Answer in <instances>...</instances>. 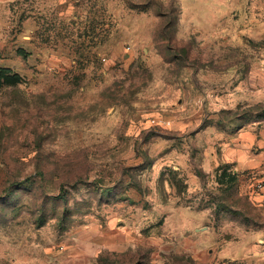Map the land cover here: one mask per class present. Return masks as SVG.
<instances>
[{
	"label": "rangeland",
	"instance_id": "1",
	"mask_svg": "<svg viewBox=\"0 0 264 264\" xmlns=\"http://www.w3.org/2000/svg\"><path fill=\"white\" fill-rule=\"evenodd\" d=\"M201 2L0 0V264H264V0Z\"/></svg>",
	"mask_w": 264,
	"mask_h": 264
},
{
	"label": "crops",
	"instance_id": "2",
	"mask_svg": "<svg viewBox=\"0 0 264 264\" xmlns=\"http://www.w3.org/2000/svg\"><path fill=\"white\" fill-rule=\"evenodd\" d=\"M206 4H203L201 2V7L203 6V10L200 12L201 14V20L203 25H207V23L211 26L213 24V17L214 20H218L219 11H226L224 14H227L229 9L231 7L228 6V0H204ZM231 4H233V8H240V3H242V0H230ZM229 7V8H228ZM215 12V13H214ZM199 15V16H200ZM215 15V16H214ZM187 19V17L184 16V11L182 8V14H181V21ZM216 22V21H215ZM194 24V23H193ZM253 205L256 206V208L261 212V214H264V193H261L254 197Z\"/></svg>",
	"mask_w": 264,
	"mask_h": 264
},
{
	"label": "built area",
	"instance_id": "3",
	"mask_svg": "<svg viewBox=\"0 0 264 264\" xmlns=\"http://www.w3.org/2000/svg\"><path fill=\"white\" fill-rule=\"evenodd\" d=\"M253 190L257 193H264V174L253 181Z\"/></svg>",
	"mask_w": 264,
	"mask_h": 264
}]
</instances>
